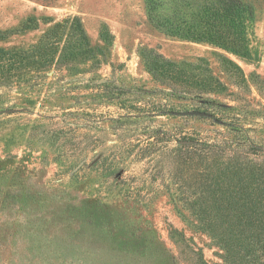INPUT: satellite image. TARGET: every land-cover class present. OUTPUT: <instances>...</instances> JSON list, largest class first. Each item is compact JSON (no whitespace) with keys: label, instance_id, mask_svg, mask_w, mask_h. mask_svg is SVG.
Listing matches in <instances>:
<instances>
[{"label":"rangeland","instance_id":"374dc122","mask_svg":"<svg viewBox=\"0 0 264 264\" xmlns=\"http://www.w3.org/2000/svg\"><path fill=\"white\" fill-rule=\"evenodd\" d=\"M242 1L252 16L157 0L159 27L146 0H0L2 50L69 17L89 39L0 87V264H230L194 199L206 170L226 192L234 146L178 163L184 145L264 146V0ZM244 251L233 264L264 263Z\"/></svg>","mask_w":264,"mask_h":264},{"label":"trees","instance_id":"16d2710c","mask_svg":"<svg viewBox=\"0 0 264 264\" xmlns=\"http://www.w3.org/2000/svg\"><path fill=\"white\" fill-rule=\"evenodd\" d=\"M156 1L146 0L151 13L154 12L151 19L157 26L162 27L157 20ZM221 4L227 11L238 10L244 16H252L254 13L253 7L242 0H221ZM6 37L7 33L0 32V41ZM64 37L62 44L61 39ZM88 45L89 39L80 19L69 17L48 31L32 51L20 53L0 49V87H11L13 83L25 80L22 70L51 67L57 53L58 63L78 59L85 54L83 48ZM197 145H184L179 149L181 161L178 163V169L183 177L185 175L182 174L186 171L184 165L194 162V155L200 154V160L207 161L211 153L227 155L229 147L234 146L233 155L228 157L230 162L220 171L221 175L227 174L228 178H231L222 184L228 185L226 192L220 190L221 196L218 197L219 189L216 188L221 186L209 185L206 170L200 173V177L204 178L203 193L209 188L212 192L208 196L204 194L194 199V204L199 205L202 215L206 216L207 224L226 250L227 261L233 264L234 251L242 248L250 254L246 253L249 258L256 251L264 256V146L252 143L232 145L209 142Z\"/></svg>","mask_w":264,"mask_h":264},{"label":"water","instance_id":"95a60500","mask_svg":"<svg viewBox=\"0 0 264 264\" xmlns=\"http://www.w3.org/2000/svg\"><path fill=\"white\" fill-rule=\"evenodd\" d=\"M173 115H175V116H186V117H194V116L205 117V116H207L205 113L200 112V111L176 112V113H173Z\"/></svg>","mask_w":264,"mask_h":264}]
</instances>
